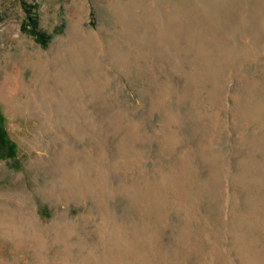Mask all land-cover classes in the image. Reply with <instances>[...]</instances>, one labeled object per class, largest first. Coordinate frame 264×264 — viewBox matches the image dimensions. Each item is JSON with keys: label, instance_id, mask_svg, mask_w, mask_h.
Listing matches in <instances>:
<instances>
[{"label": "rangeland", "instance_id": "rangeland-1", "mask_svg": "<svg viewBox=\"0 0 264 264\" xmlns=\"http://www.w3.org/2000/svg\"><path fill=\"white\" fill-rule=\"evenodd\" d=\"M0 264H264V0H0Z\"/></svg>", "mask_w": 264, "mask_h": 264}, {"label": "trees", "instance_id": "trees-1", "mask_svg": "<svg viewBox=\"0 0 264 264\" xmlns=\"http://www.w3.org/2000/svg\"><path fill=\"white\" fill-rule=\"evenodd\" d=\"M25 11L27 13V16L24 20V28L26 30V27H32L30 30V33L36 37V39L41 42L43 45H47L48 39L47 36L38 30V20L33 14V9H35L34 6L28 5L27 3L24 4Z\"/></svg>", "mask_w": 264, "mask_h": 264}, {"label": "bare ground", "instance_id": "bare-ground-1", "mask_svg": "<svg viewBox=\"0 0 264 264\" xmlns=\"http://www.w3.org/2000/svg\"><path fill=\"white\" fill-rule=\"evenodd\" d=\"M38 115V114H37ZM36 115V116H37ZM40 116V115H39ZM42 116V115H41ZM42 119V118H41ZM43 132V131H42ZM45 134V133H44ZM31 147V146H30ZM37 161L39 162V164L41 165V166H44V167H48V166H50L51 164V162H48L47 160H45V158L44 157H39L38 159H37ZM55 162V161H54Z\"/></svg>", "mask_w": 264, "mask_h": 264}]
</instances>
